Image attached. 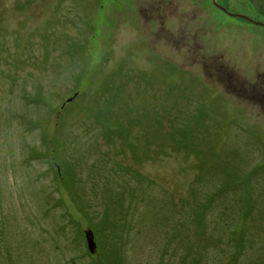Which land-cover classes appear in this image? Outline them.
Listing matches in <instances>:
<instances>
[{
	"label": "rangeland",
	"instance_id": "rangeland-1",
	"mask_svg": "<svg viewBox=\"0 0 264 264\" xmlns=\"http://www.w3.org/2000/svg\"><path fill=\"white\" fill-rule=\"evenodd\" d=\"M263 109L264 27L213 0H0V264H264Z\"/></svg>",
	"mask_w": 264,
	"mask_h": 264
},
{
	"label": "trees",
	"instance_id": "trees-1",
	"mask_svg": "<svg viewBox=\"0 0 264 264\" xmlns=\"http://www.w3.org/2000/svg\"><path fill=\"white\" fill-rule=\"evenodd\" d=\"M238 1L240 2V0H237L238 5H240L242 7L245 5V6H247L249 8V10L251 12H253L255 14H262V10L261 9H262V7H264V0H242L240 3ZM258 4H260L261 7ZM120 93L122 95V92H120ZM102 96H103V94H102ZM106 100H107V102L113 103V100L117 101V97H114L113 100H112V97L111 98H106ZM122 106H127V105L125 103H123ZM122 109H123V107H122ZM64 118H65V115H61L59 117V120L54 124V127H53L54 131L52 132V134L47 129H45L43 131H40V133H41V141L46 147V151L44 153L48 154V156L52 160H54L52 162L51 160L48 159L49 163L51 164V168H52V170L54 172L55 181L57 182L58 186H65L66 187L67 192H69L70 199L72 201H74L75 194L70 189L69 183L66 180L67 179L66 171L62 170V165L60 163L61 160H60V156H59V153H60V150H61V146H60V142H59L60 141L59 134H60V131L62 129V124H63ZM100 125L104 128V130H106V129L109 128L110 124L108 125V123H106V124L105 123H103V124L101 123ZM123 142H125V141L123 140ZM58 151H59V153H58ZM232 181H233V178L232 177H228V181L225 182L224 186H222V188L219 191V194L221 192H223V191H226L228 187H232L233 188L232 183H231ZM246 212L247 211L245 209L242 210V213H246ZM96 228H97V230H102L100 227H96ZM93 232H94L93 229H91L89 233H90L92 241L94 243V250H95L96 244H95V239L94 238H97V236ZM85 235H86V231L84 232V237H85V240H86V236ZM99 235H100V232H99ZM86 244H87V241H86ZM236 259H234V260H236ZM107 264H110V262L107 263Z\"/></svg>",
	"mask_w": 264,
	"mask_h": 264
},
{
	"label": "water",
	"instance_id": "water-1",
	"mask_svg": "<svg viewBox=\"0 0 264 264\" xmlns=\"http://www.w3.org/2000/svg\"><path fill=\"white\" fill-rule=\"evenodd\" d=\"M213 3H214V6H216V7H217L218 9H220L223 13H225V14L231 16V17L241 18V19H244V20H246V21H249V22H251V23H253V24H255V25H258V26H264V24H262V23H260V22H255V21L249 19L248 17H246V16H244V15H241V14H234V13H230V12H228L224 7L220 6V5L216 2V0H213ZM75 95H76V94H75ZM75 95H74V96H75ZM74 96H73V97H74ZM73 97L69 98V99L67 100V103L70 102V101L73 99ZM85 236H86V241H87L88 249H89V251L92 252V251L94 250V243H93V241H92L91 235H90L89 232H86V235H85Z\"/></svg>",
	"mask_w": 264,
	"mask_h": 264
},
{
	"label": "flooded vegetation",
	"instance_id": "flooded-vegetation-1",
	"mask_svg": "<svg viewBox=\"0 0 264 264\" xmlns=\"http://www.w3.org/2000/svg\"><path fill=\"white\" fill-rule=\"evenodd\" d=\"M217 9V8H216ZM218 10V9H217ZM263 112H264V109H263ZM263 115H264V113H263Z\"/></svg>",
	"mask_w": 264,
	"mask_h": 264
}]
</instances>
